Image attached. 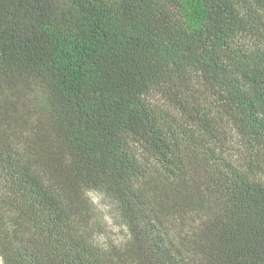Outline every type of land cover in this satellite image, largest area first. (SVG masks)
<instances>
[{
    "label": "trees",
    "instance_id": "16d2710c",
    "mask_svg": "<svg viewBox=\"0 0 264 264\" xmlns=\"http://www.w3.org/2000/svg\"><path fill=\"white\" fill-rule=\"evenodd\" d=\"M0 260L264 264V0H0Z\"/></svg>",
    "mask_w": 264,
    "mask_h": 264
},
{
    "label": "rangeland",
    "instance_id": "374dc122",
    "mask_svg": "<svg viewBox=\"0 0 264 264\" xmlns=\"http://www.w3.org/2000/svg\"><path fill=\"white\" fill-rule=\"evenodd\" d=\"M91 199L95 203L91 215V224L95 232L100 233V239L106 243L111 242L120 244L123 240V228L120 226L119 220L114 218L110 203L106 199H102L99 195L91 193ZM0 264L1 260H0Z\"/></svg>",
    "mask_w": 264,
    "mask_h": 264
}]
</instances>
